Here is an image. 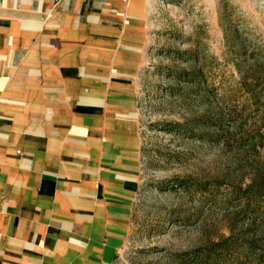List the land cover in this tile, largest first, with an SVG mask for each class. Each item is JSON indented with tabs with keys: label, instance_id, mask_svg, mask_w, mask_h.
I'll return each instance as SVG.
<instances>
[{
	"label": "rangeland",
	"instance_id": "obj_1",
	"mask_svg": "<svg viewBox=\"0 0 264 264\" xmlns=\"http://www.w3.org/2000/svg\"><path fill=\"white\" fill-rule=\"evenodd\" d=\"M129 2L101 17L108 29L61 28L52 39H44L45 30L38 34L40 52L54 53L39 57L45 70L37 73L38 85L47 90L40 95L51 96L53 88L75 101L86 89L100 98L95 122L88 114L79 119L84 144L75 151L82 155L69 156L66 145L61 153L65 162L76 160L77 185L92 207L75 211L85 227L76 234H90L100 251L80 259L53 247L47 264H105L108 222L120 219L110 202L123 193L130 197L124 235L106 264H254L242 237L264 231V198L248 199L243 188L251 168L264 162V146L249 147L263 133L264 98L249 99L235 63L244 72L254 64L264 75V0H143L139 16L130 14ZM2 53L0 66L12 69ZM7 89H0V111L12 117L24 89ZM124 140L135 142L134 181L116 178V157L127 161ZM230 229L223 249L211 246ZM62 233L71 231L53 237ZM37 255L34 264H44L39 249Z\"/></svg>",
	"mask_w": 264,
	"mask_h": 264
},
{
	"label": "crops",
	"instance_id": "obj_2",
	"mask_svg": "<svg viewBox=\"0 0 264 264\" xmlns=\"http://www.w3.org/2000/svg\"><path fill=\"white\" fill-rule=\"evenodd\" d=\"M120 1L123 0H0V56L3 51L7 65L12 67L0 66V89H24V94L13 101L19 108L12 117L0 111V264H34L38 261V249L47 264L53 247L64 251L66 257L81 254L80 259H94L100 251L98 240L90 234H76L82 228L78 220L84 215L75 211L92 207L83 200L86 194L77 185L76 160L70 158L65 162L61 154L66 145L69 156L82 155L75 151L84 144L85 129L80 122L84 121L85 114L95 122V107L100 104V98L86 89H81L75 101L69 97L63 99L61 91L53 88L51 96L40 95L45 88L38 85L37 73L45 69L38 63L39 57L54 53L40 52L37 38L44 30V39H52L58 37L52 32L61 28L108 29L110 26L99 24L101 17L112 13L114 5ZM142 3L143 0H130V14L139 16ZM128 49L139 51L135 46ZM10 71L19 76L18 79H10ZM56 82L52 80L51 86H56ZM126 117L130 119L132 115ZM6 118L11 122L5 123ZM94 130H90L93 139ZM124 145L122 155L127 161L121 163V157H116V178L134 181L135 142L124 140ZM16 150L28 154L19 156L14 153ZM88 195L92 196L93 191ZM129 199L123 193L119 201L110 202L115 206L111 213L120 219L115 224L108 222V237L102 251L105 264L112 245L124 235ZM95 209L96 218L99 210ZM69 215L77 222L66 219ZM94 222L98 223V218ZM54 231L71 233L54 238Z\"/></svg>",
	"mask_w": 264,
	"mask_h": 264
},
{
	"label": "trees",
	"instance_id": "obj_3",
	"mask_svg": "<svg viewBox=\"0 0 264 264\" xmlns=\"http://www.w3.org/2000/svg\"><path fill=\"white\" fill-rule=\"evenodd\" d=\"M242 54V53H241ZM241 54H239L241 58ZM235 66L240 74V85L242 89L249 95V99L258 100L260 97L264 98V75L261 77V70L252 64L245 72L241 70L240 64L235 63ZM260 85L259 88L256 86ZM264 105V102H263ZM260 126L263 129V133L259 135V141L257 143H250L249 147L253 151H257V148H263L264 146V113L261 117ZM234 131L237 129V125L233 126ZM242 137L244 136L240 133ZM236 139L239 143L242 139ZM250 179L246 186L243 188V192L248 196L247 198L263 199L264 198V162L257 163L250 171ZM182 186V184H180ZM246 200L243 205V210L247 211L250 206L249 200ZM230 229V234L227 236H220L217 240L211 241V246L220 247L223 249L226 242L232 238L233 232ZM244 247L255 253L254 264H264V231L260 229L258 232L253 233L251 236L243 234L242 237Z\"/></svg>",
	"mask_w": 264,
	"mask_h": 264
}]
</instances>
